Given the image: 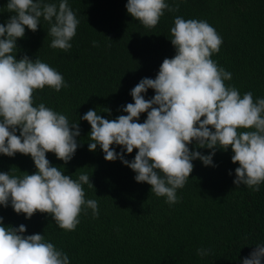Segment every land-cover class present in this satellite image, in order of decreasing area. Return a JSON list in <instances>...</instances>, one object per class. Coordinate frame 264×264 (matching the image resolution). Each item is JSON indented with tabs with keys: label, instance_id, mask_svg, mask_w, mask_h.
Here are the masks:
<instances>
[{
	"label": "clouds",
	"instance_id": "clouds-1",
	"mask_svg": "<svg viewBox=\"0 0 264 264\" xmlns=\"http://www.w3.org/2000/svg\"><path fill=\"white\" fill-rule=\"evenodd\" d=\"M185 2L126 0L124 7L151 29L165 11L175 12ZM3 7L10 15L0 22V155H28L34 171H21L20 176L10 174L11 168L0 171V207H11L25 219L36 212L48 214L57 227L73 231L89 209L93 219L99 215L98 201L86 198L83 187L93 184L86 173L76 178L65 174L46 153L67 164L81 146L80 127L63 112L35 103L34 95L46 87L59 92L69 85L38 56L17 58V41L26 28L35 32L46 22L49 47L67 52L80 21L69 0H6ZM169 32L175 54L162 60L154 78L143 77L130 89L133 102L120 106L125 114L107 119L88 109L79 117L90 125L88 149L99 146L106 161L119 160L134 172L136 182H146L169 206L179 202L177 190L189 179L193 161L216 167L213 156L218 150L230 149L231 162H238L233 184L259 191L264 183V97L254 98L251 91L241 94L225 83L232 73L211 58L220 51L222 37L206 20L176 15ZM149 89L154 94L146 99ZM133 149L129 160L126 154ZM25 231L24 224L5 225L0 216V264H71L68 253L44 234ZM254 245L240 264H264V242ZM210 252L196 249L201 258Z\"/></svg>",
	"mask_w": 264,
	"mask_h": 264
},
{
	"label": "trees",
	"instance_id": "trees-1",
	"mask_svg": "<svg viewBox=\"0 0 264 264\" xmlns=\"http://www.w3.org/2000/svg\"><path fill=\"white\" fill-rule=\"evenodd\" d=\"M5 3L0 0V22L10 15ZM69 4L80 21L72 48L67 52L50 48L47 24L42 22L35 32L26 28L18 39L17 58L38 56L67 81L69 86L59 92L37 90L35 103L43 102L77 121L81 146L67 164L51 152L46 158L73 178L80 173L90 176L93 187L83 185L85 197L98 201L99 215L93 219L89 209L75 230L65 231L48 214L36 212L25 219L11 207H0L3 223L24 224L25 234H44L68 253L71 264H240L255 243L264 242V183L259 191L243 184L236 187L238 162H231L230 149L215 153L216 167L194 160L189 179L177 190L179 202L169 206L146 182H136L126 165L106 161L99 146L90 151V125L79 117L88 109H97L107 119L125 114L120 106L133 102L130 89L143 77L154 78L162 60L175 54L168 38L176 15L204 19L213 26L222 44L211 58L232 73L225 83L241 94L251 91L254 98L264 97V0H186L177 11H165L151 29L127 13L126 0H69ZM153 94L149 89L145 98ZM145 118L146 112L140 122ZM135 151L126 158L131 160ZM10 168V174L17 176L34 171L28 155H0V171ZM201 247L211 249L210 254L198 256L196 249Z\"/></svg>",
	"mask_w": 264,
	"mask_h": 264
}]
</instances>
